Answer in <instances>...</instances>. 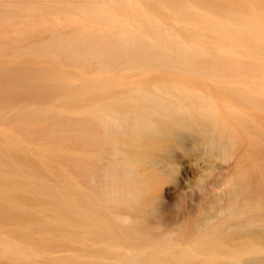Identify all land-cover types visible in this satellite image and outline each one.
Returning a JSON list of instances; mask_svg holds the SVG:
<instances>
[{"label":"bare ground","instance_id":"1","mask_svg":"<svg viewBox=\"0 0 264 264\" xmlns=\"http://www.w3.org/2000/svg\"><path fill=\"white\" fill-rule=\"evenodd\" d=\"M38 1L55 3L60 0H0V6H12L17 10L14 6ZM59 5L55 13L47 7L39 10L50 22L30 20L20 24L23 33H50L51 39L57 42L50 51L44 48L45 52L39 56L52 61L42 64L32 57L27 62L44 67L39 76H24L34 82L36 95L43 94L45 87L65 89L71 84L67 76L70 70L94 66L107 74L135 72L147 77L155 72L166 73L173 82L137 86L122 98L96 104L90 112L91 119L80 121L77 137L80 158L73 168L83 181L78 183L76 197L40 185L39 181H48L47 176L52 173L48 166L50 159L26 147L23 141L10 135L12 133L0 130L4 140L12 142L0 146V213L8 210L4 203L22 199L29 187L41 197L54 219L66 218L80 229L79 264L149 263L155 258L145 262L128 252L110 255L97 250L99 225L107 221V238H101L113 239L118 248L125 250L131 242H142L139 235L150 233L148 222L142 221L143 216L159 218L157 214L162 210L161 204L154 203L158 184L151 181V176L156 177L154 170L170 167L172 154L170 146L148 156L141 150L150 136L161 135L169 124L191 131L193 140L201 142L209 151L225 148L220 132L226 114L234 117L237 123L242 121L240 126L244 131L257 130L246 127L247 114L233 102L254 111L255 118L264 112V0H62ZM27 11L35 13L38 10ZM2 16L0 13V19H4ZM52 25L63 30H51ZM106 78L111 79L110 76ZM187 117L189 120H182ZM18 120L24 123L23 118ZM58 128L54 134L62 135V127ZM89 154L98 155L91 159ZM23 156L27 160L25 164L21 163ZM94 159L98 165L90 162ZM195 168L207 173L216 169L213 163L197 166L189 163V170L194 172ZM235 169L229 171L228 178L224 174L214 177L205 198L212 195L215 200L222 201V192H216L222 191L219 182L232 181ZM86 180L105 181L106 184L98 190ZM241 194V188L232 187L225 205L213 204L214 212L238 217L262 209L260 203L248 199L244 192L241 200ZM34 214L21 213L19 216H33L37 225L44 227L45 218L39 212ZM211 216L206 213L200 227L207 228ZM227 240L247 245L261 239L241 233L229 235ZM221 244L207 236L203 248L207 253L217 251L221 256ZM253 249L247 246L245 252L254 254ZM0 254L17 259L15 261L20 264L23 261L31 263L35 258L25 249L1 239ZM55 262L70 264L60 258Z\"/></svg>","mask_w":264,"mask_h":264},{"label":"rangeland","instance_id":"2","mask_svg":"<svg viewBox=\"0 0 264 264\" xmlns=\"http://www.w3.org/2000/svg\"><path fill=\"white\" fill-rule=\"evenodd\" d=\"M60 1L27 2L14 6L17 10H13L12 6H0V13L4 18L0 19V130L12 133L10 135L23 141L26 147L40 151L50 159L48 166L52 168V173L47 176L48 181H39L40 185L54 190L60 189L69 197H76L78 183L83 181L73 168L80 158L77 140L80 121L84 118L91 119L90 112L96 104L122 98L140 85H170L173 79L161 72L151 73L147 77L135 72L107 74L94 66L70 70L66 75L69 76L71 84L65 89L45 87L43 94L40 92L36 95L33 92L34 82L24 76H39L44 67L27 62L32 57L42 64L52 61L39 56L45 52L42 51L44 48L50 51L57 42L51 39L50 33H23L20 24L30 20L50 22V18L39 10L47 7L50 12L55 13L61 7ZM31 8L38 11L29 13L27 10ZM50 28L54 31L60 30L54 25ZM108 76L111 79L106 78ZM233 104L247 114L244 118L246 127L257 130L253 133L244 131L240 126L242 121L237 123L234 117L226 114L223 116L220 132V139L225 144L222 151H209L201 142L193 140L191 131L177 128L174 123L163 128L165 132L161 135L148 138L145 148L141 150L143 155H151L167 146L171 147L172 154L170 167L163 170L161 168L162 171L154 170L156 177L151 176V181H155L156 186L158 184V190L153 194L157 199L154 203L162 205L161 212L157 214L159 218L143 216L142 221L148 222L146 226L150 233L139 235L142 242H131L126 250L118 248L113 239H102L107 238V221L103 220L97 230L99 237H96L100 239V243L95 245L97 250H103L110 255L128 252L139 256L145 262L155 258L146 264H264V112L255 118L254 111H248L245 105L236 102ZM18 118H23L24 123L20 124ZM21 126L30 128L24 130ZM59 126L62 127V135L54 134L60 129ZM8 144L12 142L4 140L0 135V146ZM97 155L93 154L95 157ZM88 156L94 158L90 154ZM21 159L22 164L27 162L24 156ZM90 162L97 164L95 159ZM205 162L213 163L216 169L208 173L196 168L194 172L188 169L189 163L197 166ZM231 169H235L233 180L219 182L222 184V191L216 190L217 193L222 192V201L215 200L212 195L205 198L208 188L214 183V177L224 174L228 178ZM58 171L62 174L59 175ZM86 181L98 190L106 184L105 181ZM234 186L242 189L241 200L244 192L249 195L248 199L260 203L262 209L254 214L247 212L238 217H231L225 212L222 215L215 213L213 204L217 202L225 205L229 200L228 193ZM25 193L24 197L21 196L22 199L15 198L13 203L2 202L8 210L0 213V239L35 256L31 263L23 261L22 264H58L55 261L59 258L61 261H69L70 264H79L82 236L78 226L66 218L54 219L41 197L34 194L31 188L28 187ZM36 212L45 218L46 224L42 228L37 225L33 216H19L21 213L33 215ZM206 213L212 216L209 226L203 228L200 225ZM245 224L249 225L244 227ZM238 233H245L263 241L242 245L227 240L229 235H239ZM207 236L222 243L221 256L217 251H204L203 242ZM87 241L92 245L91 241ZM247 246L254 248L255 253L245 252ZM229 256L235 258H228ZM15 260L17 259L12 260L0 254V264H20ZM254 260L257 262L253 263Z\"/></svg>","mask_w":264,"mask_h":264}]
</instances>
